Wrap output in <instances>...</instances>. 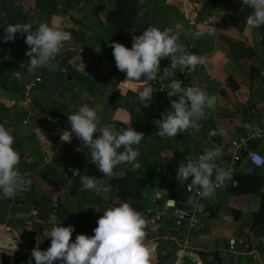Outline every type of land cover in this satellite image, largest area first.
<instances>
[{"label":"crops","instance_id":"obj_1","mask_svg":"<svg viewBox=\"0 0 264 264\" xmlns=\"http://www.w3.org/2000/svg\"><path fill=\"white\" fill-rule=\"evenodd\" d=\"M115 1L27 2L25 15L29 21L36 15L48 17L46 23L50 27L70 32L72 39L64 44L54 61L57 67L51 70L43 67L29 71L26 45L20 59L16 57L5 70L0 85V124L15 138L13 147L21 156L19 172L31 180V185L13 198L0 194V239H10L18 250L29 254L26 262L35 264L31 253L37 245L42 251L50 247L48 236L53 226H73L74 242L78 234L94 235L103 212L121 203L140 206L143 215L146 210L166 211L161 201L153 199L158 189L164 191L165 204L172 201L175 206H185L191 178L185 184L177 182L179 163L219 146L222 154L216 163L220 166L230 153V141L264 120V26H246L253 10L241 0H135V11L126 12L124 22L132 25L117 30L121 32H114L106 22ZM98 4L103 8L93 15L91 8ZM110 18L113 20L114 16ZM176 23L185 29L179 43L188 53L204 57L205 63L193 71L177 67L172 75L165 76L163 69L170 67L171 62L170 58L162 59L156 80L166 92L172 80H179L184 88L199 87L214 100L205 109L198 132L190 129L162 139L156 134L154 121L172 110L170 99L177 97L153 93L152 99L146 101L149 106L144 107L138 98L139 91L146 87L144 79L122 83L125 73L117 69L109 45L117 42L131 49L133 37L149 27L164 30L174 28ZM196 31L201 33L199 38H193ZM35 78L40 81L29 90L24 102L25 86ZM101 80L111 91L113 104L108 98H100ZM85 104L96 110L98 126L111 124L114 132L132 127L144 133L140 144L133 146L139 152L138 170L132 171L131 165L124 163L116 166L113 177H105L91 162L87 148L77 150L82 143L74 134L71 143L63 145L49 138V131L56 126L70 131L67 115ZM53 117L58 118L56 124L49 122ZM98 136L99 133L94 134V138ZM250 151L259 154L263 164L253 167L242 156L231 178H258L256 192L232 198L226 189L218 190L203 201L204 212L189 237V248L196 253L199 264H264V137L253 143ZM72 169L95 177L101 190H82L80 177H73ZM118 178H124L123 187L127 190L123 199L116 194V183H111ZM229 182L232 180L227 185ZM52 203L56 204L55 210ZM231 204L240 209L236 220H232ZM5 228L9 231L5 232ZM146 232L147 239L157 246L150 264H173L171 257L161 256V252L174 250L178 245L173 222L147 227ZM230 239L234 240L231 246L227 244ZM2 259L0 253V264Z\"/></svg>","mask_w":264,"mask_h":264},{"label":"clouds","instance_id":"obj_2","mask_svg":"<svg viewBox=\"0 0 264 264\" xmlns=\"http://www.w3.org/2000/svg\"><path fill=\"white\" fill-rule=\"evenodd\" d=\"M244 6L253 11L247 17L246 26L256 29L264 26V0H241ZM185 32L181 23L173 27L160 30L149 27L142 34L133 37L131 49L114 42L109 45L117 69L125 73L126 79L122 83L145 82L156 80L161 73V60L170 58V67L163 69V75L170 76L179 67L181 70H195L197 65H203L205 58L188 53L179 43L180 36ZM17 33L25 35L28 46L26 52L29 58L28 70L57 67V56L64 44L72 39L71 33L50 27L47 23H40L33 30L31 23L9 24L5 27L3 42H14ZM193 38H199L201 33H192ZM167 94L170 99L171 111H167L162 118L154 121L158 131L156 134L162 139L176 137L180 133L198 132L202 126L199 122L205 119V109L211 107L207 93L199 87L184 88L179 80H172ZM153 89L149 85L139 91L138 98L144 107H148L152 99ZM70 131L66 130L61 136L62 143H71L74 134L82 143V148L89 150L91 162L105 177H113L114 169L120 164H130L131 170L140 168L139 152L134 149L144 138V133L137 132L132 127L112 131L111 124L98 126L97 112L88 105L67 115ZM99 133L97 138L94 134ZM14 136L0 124V194L5 198H13L25 186L31 185V180L19 172L20 154L14 149ZM123 151H119L120 149ZM222 150L219 146L205 149L196 158L187 157L177 168V182L186 183L189 191L195 194L189 197L195 201L197 197L211 198L215 186L231 179V171L220 167L216 161ZM73 177L79 176L82 190L99 192L97 179L93 176L81 175L78 169H72ZM108 189L105 188L104 191ZM148 221L142 213L135 210L129 203L110 207L97 220L94 235L78 234L72 242L73 226H53L49 238L50 247L42 251L37 245L31 256L35 264H150L156 251V244L147 239L146 228ZM0 248L8 249L12 255L17 245L8 238L0 242Z\"/></svg>","mask_w":264,"mask_h":264},{"label":"built area","instance_id":"obj_3","mask_svg":"<svg viewBox=\"0 0 264 264\" xmlns=\"http://www.w3.org/2000/svg\"><path fill=\"white\" fill-rule=\"evenodd\" d=\"M40 81L39 78H35L32 82L27 84L24 89V102L28 100V92L34 87L36 83ZM151 86L154 91L164 94L167 96L165 86L160 83V80H153L150 82H144V86ZM12 103V102H11ZM264 106V105H263ZM50 124H56L58 118L53 117L49 119ZM64 129L60 127H54L49 131V138H55L59 144H68L61 142V136L64 133ZM264 137V120L251 126L249 129L245 130L239 136L233 138L230 141V153L225 161H223L220 167L229 169L231 171V176L236 172L237 166L240 159L244 156L248 163L253 167H260L263 164L262 157L250 151V147L253 143L259 141ZM73 137H71V140ZM227 181L219 183L215 186L214 193L218 190H224L227 186ZM195 194V190L190 192V196ZM153 199L155 201H161L166 211H157L151 213L150 210H146L143 215L148 221V227L166 224L168 221L173 222L174 231L178 233V245L174 250H166L161 252L162 257L169 256L173 259V264H188V260H193L194 264H199L196 260V253L190 250L189 237L194 229L198 227L199 218L204 212L203 201L206 198L197 197L195 201L188 200L183 207H178L175 205L168 206L165 204L164 191L158 189L153 194ZM52 210L56 209V204H51ZM5 232L9 229L5 228ZM5 239H0L3 242ZM234 243L233 239L228 240L227 244L231 246ZM238 243H242V240H238ZM8 249L0 248V253L3 256L1 264H33L32 262H26L24 259L29 255L23 250H18L9 255L7 253Z\"/></svg>","mask_w":264,"mask_h":264},{"label":"trees","instance_id":"obj_4","mask_svg":"<svg viewBox=\"0 0 264 264\" xmlns=\"http://www.w3.org/2000/svg\"><path fill=\"white\" fill-rule=\"evenodd\" d=\"M135 6H136L135 0H128L127 2L125 0H116L115 1L114 10L111 12H107V16H106V22L112 28V30L114 32H121V31H117V30H122L123 28H125L128 25H129V27H131L132 23L124 24V22L126 19V12H128L129 10H132L134 13ZM102 8L103 7L100 4L95 5L91 8V13L93 15H95L97 12L101 11ZM109 15L114 16V19L112 20ZM134 17L135 16L133 15V21H134ZM0 18L4 21V23L2 24L3 36H4L5 27H7V25H9V24L14 25L17 23H31L33 25V30H35V28L37 27L36 24L33 21H29L27 16L25 15V13L21 12L17 7H15L10 0H0ZM17 34L19 35L18 40H19L20 44L22 45V48H24L26 46V43H25V35L26 34L25 35H21L19 33H17ZM4 44L5 43H2V45H0V50L3 49V46H5ZM6 69L7 68L1 70V72H0V85H2V83H3L2 78L4 77ZM153 93L157 94L159 96H162V93H159L157 91H154ZM128 174L129 173L127 172L126 175H128ZM231 180H232V182H229L227 187H226L228 197L240 198V197L252 195L256 192L257 185H258V178H256V177L248 178V176L236 175V176L232 177ZM139 182H140V184H139V186H140L142 184V182L140 180H139ZM111 183H116V194L118 196H120L121 199H123L125 196H127V190L125 189V187H123L124 186V178L113 179V180H111ZM135 194L137 196H140L138 190L135 191ZM262 201H263V199L261 198L260 203H262ZM130 206L133 207L138 212L141 211V207L138 205L137 206L136 205H130ZM260 209H261V207H260ZM230 210H231L230 212L232 215V220H236L239 213H240V209L235 208L233 206V204H231Z\"/></svg>","mask_w":264,"mask_h":264},{"label":"rangeland","instance_id":"obj_5","mask_svg":"<svg viewBox=\"0 0 264 264\" xmlns=\"http://www.w3.org/2000/svg\"><path fill=\"white\" fill-rule=\"evenodd\" d=\"M10 1L21 12H23V13L26 12L28 0H10ZM37 19H38V21H37ZM48 20H50V19H48V17H42L41 15H36V17L33 18V22L36 24V26L39 23H46V22H48ZM3 23H4V21L0 18V45H2V43H4L3 42V33H2V30H3L2 24ZM18 36L19 35L17 34L14 42L10 41L8 43H5L4 44L5 46H3V49L0 50V72H1V70L8 68L9 65L11 64V61L15 60L16 57H18V59H20L23 48H22V45L20 44V42L18 40Z\"/></svg>","mask_w":264,"mask_h":264},{"label":"water","instance_id":"obj_6","mask_svg":"<svg viewBox=\"0 0 264 264\" xmlns=\"http://www.w3.org/2000/svg\"><path fill=\"white\" fill-rule=\"evenodd\" d=\"M100 84H102L100 98H108L110 100V104H113V101H112L113 95L111 94V91L109 90L108 86L106 84H104L103 80L100 81ZM114 95L118 97L117 93H114ZM213 100H214V98L210 97L211 105L213 103ZM166 204L168 206H171V205H173V202L168 201V203H166Z\"/></svg>","mask_w":264,"mask_h":264}]
</instances>
